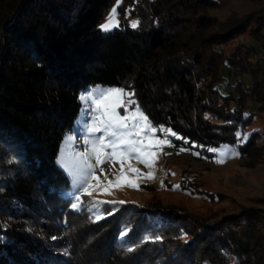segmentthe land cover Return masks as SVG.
I'll return each instance as SVG.
<instances>
[{"label": "trees", "instance_id": "1", "mask_svg": "<svg viewBox=\"0 0 264 264\" xmlns=\"http://www.w3.org/2000/svg\"><path fill=\"white\" fill-rule=\"evenodd\" d=\"M113 1L0 0V264H264L258 206L207 217L131 201L99 220L70 206L56 156L90 85L133 91L201 155L229 146L254 163L264 146L248 128L264 113V0L223 20L219 0H140L138 27L101 31Z\"/></svg>", "mask_w": 264, "mask_h": 264}, {"label": "rangeland", "instance_id": "2", "mask_svg": "<svg viewBox=\"0 0 264 264\" xmlns=\"http://www.w3.org/2000/svg\"><path fill=\"white\" fill-rule=\"evenodd\" d=\"M139 1L140 0H122L121 3H123V6L121 9L120 7L118 8V19L120 22L131 25V21H137L138 17L133 15L131 10ZM219 1L225 4L223 7H219L213 12L219 20L225 19L228 14H246L253 11L256 7L248 0ZM115 3L116 0L109 5L99 25L105 21V18ZM233 44L234 43H230L225 46L226 52L232 49ZM262 54L264 56V51ZM97 86L101 88L119 87L95 84L79 92V112L71 129L64 135L56 156V164L68 175L70 180V186L66 193L72 191V179L65 169L58 164L57 158L63 150L66 158L71 161L74 151L85 150L86 145L83 143V135L79 132L78 120L86 101H82L80 96L82 93L92 90ZM133 99L136 105L139 106L134 97ZM129 108L131 109L132 106L129 105ZM139 108L148 117L140 106ZM118 112H120L121 115L124 114L122 109H118ZM149 121L151 122L150 119ZM153 125L158 128L163 126ZM163 127L166 129L168 128L166 126ZM250 127H253V129L258 130L260 134L264 135V113L256 117L248 128ZM99 134L100 133H97V135ZM156 135L160 138L164 136V134L159 131ZM69 136L74 137V139L68 141L66 138ZM178 138V135L170 136V144L163 147L162 154L155 163L154 179H143L138 176H133L131 173H127V175L135 179V182L141 185L139 190L127 186L122 188L113 187L111 188L110 195L97 191H94L93 195L96 196L97 199L105 201L124 200L126 202L136 201L145 203L158 200L163 205L171 204L183 208L189 214L207 217L233 213L239 211L240 208L244 206H258L264 208V146H262V149H260L258 153V160L254 163H250L251 161L248 157L240 158L239 155H233L232 152L235 150L229 146H227L226 150L224 146L216 147L215 149L221 151L212 152L213 155L208 157L207 155H201L196 149L186 148L180 141L175 140ZM181 149L185 150L181 151ZM220 159L223 160L222 163L217 162ZM129 162L142 172L149 171L147 167L138 163L135 159ZM101 167L108 172L109 178H111L112 164L106 162L101 165ZM119 168L120 165L118 163L115 164V169L119 170ZM96 174L100 175L99 168L96 169ZM161 181L164 182L163 186H161ZM177 184L180 185L179 188L172 187ZM210 194H212V196H210ZM84 199L88 200L89 198L84 197ZM72 202L71 200V203ZM106 204L109 203L100 205L99 209H94L90 203L84 206L97 212V210L101 211Z\"/></svg>", "mask_w": 264, "mask_h": 264}, {"label": "snow or ice", "instance_id": "3", "mask_svg": "<svg viewBox=\"0 0 264 264\" xmlns=\"http://www.w3.org/2000/svg\"><path fill=\"white\" fill-rule=\"evenodd\" d=\"M121 2L122 0H116L105 21L98 25L101 31L110 32L120 26L118 8ZM138 24L139 21H131L133 28L138 27ZM134 95L133 91H126L125 88H101L99 86L81 94L80 99L86 103L81 110L78 125L79 132L84 137L83 143L86 148L84 151H74L71 161L66 158L63 150L57 158L58 164L65 169L72 179V191L65 195L73 201L70 205L73 209L89 203L94 209H99V206L105 203H126L124 200H100L93 195V192L97 191L110 195L111 188L125 186L139 190L141 185L127 173L143 179H154L155 163L162 154L163 147L170 144V136L177 134L171 128L154 126L136 105L133 99ZM129 105L132 106L131 109ZM118 109H122L124 114L121 115ZM244 115L247 116L248 114L245 113ZM158 131L164 134L163 138L156 135ZM97 133L100 134L97 135ZM235 135L240 138L238 142L243 143L250 134L238 130ZM66 139L71 141L74 137L69 136ZM226 148L227 146H224L225 150ZM184 150L181 149V151ZM208 150L211 152L221 151L211 148ZM232 154L238 155L235 151ZM133 159L143 164L149 171L142 172L139 168L134 167L129 162ZM106 162L112 164L111 178H109L108 172L101 167ZM217 162L222 163L223 160L220 159ZM117 163L120 165L119 170L115 169ZM97 168L100 169V175L96 174ZM163 184L164 182L161 181V186ZM172 187L179 188L180 185L177 184ZM84 197L89 199L85 200ZM104 214L97 210L95 218L99 220ZM149 238L145 237V239ZM156 239L160 238L156 237ZM181 239L187 242L186 236H182ZM3 241L4 237L0 236V242ZM128 251H132V249H128Z\"/></svg>", "mask_w": 264, "mask_h": 264}]
</instances>
